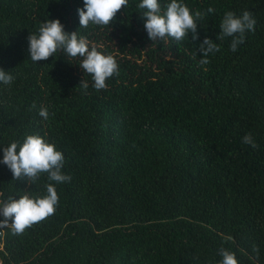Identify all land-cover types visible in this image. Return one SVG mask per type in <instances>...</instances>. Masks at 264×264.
<instances>
[{
    "label": "trees",
    "instance_id": "trees-1",
    "mask_svg": "<svg viewBox=\"0 0 264 264\" xmlns=\"http://www.w3.org/2000/svg\"><path fill=\"white\" fill-rule=\"evenodd\" d=\"M136 2L109 26L79 29L82 0H0V67L14 77L0 83V144L46 135L71 177L56 186L53 214L18 234L10 219L0 226L1 264H217L221 248L264 264V0H185L215 11L196 41L179 42L151 41ZM229 10L257 21L236 51L217 39ZM47 18L114 56L106 88L61 51L29 59L28 35ZM206 35L220 50L201 65ZM248 133L255 147L242 142ZM46 182L0 164V199Z\"/></svg>",
    "mask_w": 264,
    "mask_h": 264
},
{
    "label": "clouds",
    "instance_id": "clouds-1",
    "mask_svg": "<svg viewBox=\"0 0 264 264\" xmlns=\"http://www.w3.org/2000/svg\"><path fill=\"white\" fill-rule=\"evenodd\" d=\"M129 0H82V6L77 8L79 29L90 24L109 26L122 7L125 9ZM136 13L143 21V27L151 41L171 38L175 41L198 39L199 22L213 13L215 9L209 6L204 10L193 9L185 0H138L135 4ZM257 21L247 10L236 14L225 11L219 24L220 32L217 39L231 37L230 49L236 51L244 42L247 31H255ZM76 31H67L59 18H47L40 22L37 30L28 35V55L33 62L46 60L61 51L69 64L79 66L83 73L89 74L92 87L96 90L107 87L106 78L118 72V65L111 53L99 50L90 44L88 38ZM201 55L199 64L208 63L209 54L220 50V45L211 37L205 36L198 42ZM13 75L0 67V83L9 84ZM82 89L87 90L89 83L82 79L79 82ZM38 115L44 120L49 117V108L41 106ZM242 142L252 147L256 146L251 133L242 137ZM0 164L5 165L14 178H26L27 182H37L41 174L47 175V182L42 192L23 191L18 198L8 196L0 199V226H6L11 220V230L22 233L28 226L53 214L58 204L56 186L70 181L71 177L63 171L64 155L56 144L46 135L39 132L25 133L20 139H12L6 145L0 144ZM220 259L217 264H238L236 254L228 249L219 250Z\"/></svg>",
    "mask_w": 264,
    "mask_h": 264
},
{
    "label": "built area",
    "instance_id": "built-area-1",
    "mask_svg": "<svg viewBox=\"0 0 264 264\" xmlns=\"http://www.w3.org/2000/svg\"><path fill=\"white\" fill-rule=\"evenodd\" d=\"M0 234H2V229H1V227H0Z\"/></svg>",
    "mask_w": 264,
    "mask_h": 264
},
{
    "label": "rangeland",
    "instance_id": "rangeland-1",
    "mask_svg": "<svg viewBox=\"0 0 264 264\" xmlns=\"http://www.w3.org/2000/svg\"><path fill=\"white\" fill-rule=\"evenodd\" d=\"M0 264H1V262H0Z\"/></svg>",
    "mask_w": 264,
    "mask_h": 264
}]
</instances>
